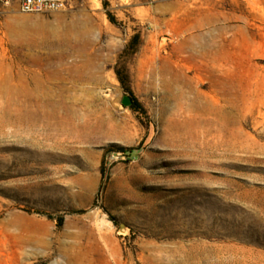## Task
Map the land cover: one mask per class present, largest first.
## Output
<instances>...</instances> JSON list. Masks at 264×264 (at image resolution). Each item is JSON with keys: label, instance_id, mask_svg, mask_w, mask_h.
<instances>
[{"label": "rangeland", "instance_id": "374dc122", "mask_svg": "<svg viewBox=\"0 0 264 264\" xmlns=\"http://www.w3.org/2000/svg\"><path fill=\"white\" fill-rule=\"evenodd\" d=\"M69 6L0 15V264H264V0ZM28 75L53 129L7 114Z\"/></svg>", "mask_w": 264, "mask_h": 264}, {"label": "bare ground", "instance_id": "6f19581e", "mask_svg": "<svg viewBox=\"0 0 264 264\" xmlns=\"http://www.w3.org/2000/svg\"><path fill=\"white\" fill-rule=\"evenodd\" d=\"M27 24V26H24L21 22L17 23L20 28L18 38L21 40L33 42L38 39L42 40L44 37L57 36L56 33L62 32L61 30L56 32L50 29L49 23L42 19L30 20ZM69 31L75 34L78 30L72 28ZM55 44L60 46V44H67V42L57 41ZM47 84V81H43L38 75L23 76L20 84H15L12 79L5 80L2 91L8 101L13 103L9 106L10 108L11 106L19 108L14 110L15 113L9 110L8 116L19 118V121L27 126L28 129L31 126L41 127L43 130L53 129L55 124L52 109L56 107L57 102L64 101L66 98L64 93L55 90Z\"/></svg>", "mask_w": 264, "mask_h": 264}, {"label": "built area", "instance_id": "2783aa9c", "mask_svg": "<svg viewBox=\"0 0 264 264\" xmlns=\"http://www.w3.org/2000/svg\"><path fill=\"white\" fill-rule=\"evenodd\" d=\"M12 0H0V15ZM19 11L24 14L61 13L69 9V0H18Z\"/></svg>", "mask_w": 264, "mask_h": 264}, {"label": "trees", "instance_id": "16d2710c", "mask_svg": "<svg viewBox=\"0 0 264 264\" xmlns=\"http://www.w3.org/2000/svg\"><path fill=\"white\" fill-rule=\"evenodd\" d=\"M120 75V81L124 87V90L126 92V95H125V99L130 103L132 104L133 103V94H132V91L129 87V83H128V76H123L122 74H119ZM62 221V220H61Z\"/></svg>", "mask_w": 264, "mask_h": 264}]
</instances>
